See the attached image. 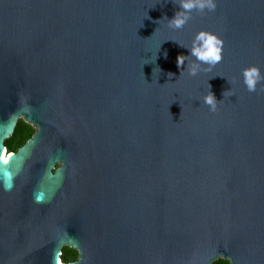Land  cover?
Wrapping results in <instances>:
<instances>
[{"label": "water", "instance_id": "water-1", "mask_svg": "<svg viewBox=\"0 0 264 264\" xmlns=\"http://www.w3.org/2000/svg\"><path fill=\"white\" fill-rule=\"evenodd\" d=\"M216 4L0 0V264H264V0ZM200 31L222 60L190 76Z\"/></svg>", "mask_w": 264, "mask_h": 264}, {"label": "clouds", "instance_id": "clouds-1", "mask_svg": "<svg viewBox=\"0 0 264 264\" xmlns=\"http://www.w3.org/2000/svg\"><path fill=\"white\" fill-rule=\"evenodd\" d=\"M179 10L175 12L173 18L168 19V26L173 29L182 28L188 20L191 18V12L196 10L200 13H204L205 10L208 12L215 11L216 0H177ZM180 45V44H179ZM181 47L187 48L183 45ZM222 48L223 41L219 39L215 34L207 31H200L196 34L192 40L191 47L188 48L191 57L195 58L194 62L187 64L186 68L185 60L188 56L179 55L177 57V66L180 69L187 71L188 75L196 76L202 69V65H207V71H211V68L222 60ZM171 76L173 75L172 73ZM183 72L180 71V75ZM244 84L249 92H255L257 90V84L264 81V75H261L260 70L256 66H250L243 70ZM264 90V89H262ZM232 95L230 90H226L223 93L225 95ZM222 101V100H221ZM217 101L214 93L211 91L209 84L208 94L203 97V102L209 106V110L215 112L217 105L221 102Z\"/></svg>", "mask_w": 264, "mask_h": 264}, {"label": "trees", "instance_id": "trees-1", "mask_svg": "<svg viewBox=\"0 0 264 264\" xmlns=\"http://www.w3.org/2000/svg\"><path fill=\"white\" fill-rule=\"evenodd\" d=\"M36 130L24 120H20L16 131L9 140L6 141V147L8 149V153L17 152L19 148L25 145L29 139L32 138ZM78 259V252L71 248H64L62 260L63 262L70 263L75 262ZM214 264H230L229 261L220 259L216 261Z\"/></svg>", "mask_w": 264, "mask_h": 264}, {"label": "rangeland", "instance_id": "rangeland-1", "mask_svg": "<svg viewBox=\"0 0 264 264\" xmlns=\"http://www.w3.org/2000/svg\"><path fill=\"white\" fill-rule=\"evenodd\" d=\"M29 124V123H28ZM31 125V124H30ZM32 126V125H31ZM33 127V126H32ZM34 128V127H33ZM35 129V128H34ZM36 130V129H35Z\"/></svg>", "mask_w": 264, "mask_h": 264}, {"label": "flooded vegetation", "instance_id": "flooded-vegetation-1", "mask_svg": "<svg viewBox=\"0 0 264 264\" xmlns=\"http://www.w3.org/2000/svg\"><path fill=\"white\" fill-rule=\"evenodd\" d=\"M78 260V259H77Z\"/></svg>", "mask_w": 264, "mask_h": 264}]
</instances>
